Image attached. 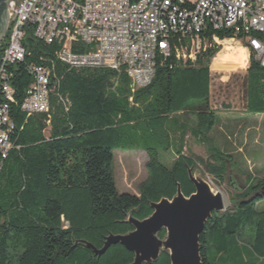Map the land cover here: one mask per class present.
<instances>
[{
	"label": "trees",
	"instance_id": "obj_1",
	"mask_svg": "<svg viewBox=\"0 0 264 264\" xmlns=\"http://www.w3.org/2000/svg\"><path fill=\"white\" fill-rule=\"evenodd\" d=\"M221 39L228 37L220 32ZM9 30L0 51L6 46ZM30 55L15 68L16 104L13 148L0 175V264H131L134 253L112 246L101 257L82 242L96 248L111 235L133 231L129 216L144 220L153 214L151 203L172 200L178 185L189 197L196 192L188 170L199 166L222 183L234 162L209 135L219 123L211 108L210 64L218 49H208L195 61H179L175 55L159 57L150 85L135 89L127 72L110 68H71L56 57V45L25 39ZM84 47H75L82 54ZM53 68L48 113L27 116L21 104L33 77L30 64ZM250 71H264L252 59ZM264 114V103L251 108ZM196 121L192 135L208 148L205 160L185 153L187 124ZM116 150H141L148 154V178L138 195L119 192L114 176ZM175 155L172 166L162 161ZM244 189L232 199L233 207L213 213L201 236L202 258L211 264L208 247L214 239L245 238L258 258L264 259V178H247ZM166 231L159 234L164 239ZM227 251L220 246L218 253ZM154 264H171L162 252Z\"/></svg>",
	"mask_w": 264,
	"mask_h": 264
},
{
	"label": "built area",
	"instance_id": "obj_2",
	"mask_svg": "<svg viewBox=\"0 0 264 264\" xmlns=\"http://www.w3.org/2000/svg\"><path fill=\"white\" fill-rule=\"evenodd\" d=\"M9 38L0 51V175L13 148L15 68L30 55L27 35L56 45L71 68L124 69L135 89L151 84L159 57L195 61L208 49L245 53L264 70V0H12ZM228 35L221 39L218 33ZM84 47L82 54L74 48ZM33 83L21 104L27 116L51 108L53 68L27 65Z\"/></svg>",
	"mask_w": 264,
	"mask_h": 264
},
{
	"label": "rangeland",
	"instance_id": "obj_3",
	"mask_svg": "<svg viewBox=\"0 0 264 264\" xmlns=\"http://www.w3.org/2000/svg\"><path fill=\"white\" fill-rule=\"evenodd\" d=\"M242 52L240 50L237 54H232L229 50L222 49L210 64L212 76L210 105L219 114V123L211 137L214 141L216 140L218 145H222L224 138L228 140V137H231V140L228 141H231L232 151L233 148L235 149L234 145L240 146L244 141V123L239 118L244 117L243 115L246 113L244 79L249 68ZM181 117L187 119V117ZM253 117L254 128L250 132V144L242 147V153L246 159L240 167L242 172L249 171L256 175L259 165L264 164V115ZM187 143V148L194 147V140L190 135ZM213 143L211 141V144ZM114 155V176L119 192L138 195L139 186L148 178V154L141 150H116ZM199 156L205 159L209 157L207 146H201ZM174 159L175 155L172 153L162 156V161L167 166H172ZM195 174L200 175L208 182L215 192L222 193L227 210L233 207L232 199L245 186L246 178L231 168L222 183L211 176L203 166H199ZM257 208L263 210L264 201L258 203ZM225 244L227 251L220 255L218 248ZM208 255L211 264H264V259L255 255L245 238L234 236H230L226 240L214 237L208 247Z\"/></svg>",
	"mask_w": 264,
	"mask_h": 264
},
{
	"label": "water",
	"instance_id": "obj_4",
	"mask_svg": "<svg viewBox=\"0 0 264 264\" xmlns=\"http://www.w3.org/2000/svg\"><path fill=\"white\" fill-rule=\"evenodd\" d=\"M12 0H0V47L8 31V8ZM196 192L187 197L178 185L177 195L169 200L151 203L153 214L138 220L129 216L133 231L123 235H109L101 249L82 242L87 249L101 257L112 246L122 245L134 253L131 264H154L162 252L170 255L171 264H205L202 258L201 236L213 213L227 211L226 201L200 175L188 170ZM166 231L164 239L159 234Z\"/></svg>",
	"mask_w": 264,
	"mask_h": 264
},
{
	"label": "crops",
	"instance_id": "obj_5",
	"mask_svg": "<svg viewBox=\"0 0 264 264\" xmlns=\"http://www.w3.org/2000/svg\"><path fill=\"white\" fill-rule=\"evenodd\" d=\"M245 90H246V113L243 115L244 117L239 118L242 119V123H244V129L247 130L245 132L244 130V141L241 143V145L235 146V149L233 148V151L231 150L232 147L230 145V142L228 140H231V137H228V140L226 138L223 139L222 141V145H218L216 143V140L214 141L212 139L211 136H213V133L215 132L216 128L214 129V131L209 135V139L214 142V144L219 147L225 154L230 155L233 157V163L231 164V166L229 168L234 169L239 175H242L245 179V186L250 183L248 181V177L250 179V177L252 178H264V164H260L259 168L257 169L258 174H251L249 171L247 172H242V169L240 167V165L242 163H244V160L246 159V157L243 155L242 153V147L247 146L250 144V132L251 130H253L254 126V122H253V116L256 115H264V114H256L254 113L252 110H250V106L251 108L257 107V104L262 101L264 103V71H258V70H247L246 71V75H245ZM218 114V113H217ZM219 116V114H218ZM252 120V121H251ZM245 121V122H244ZM181 123L187 124L188 126V134L186 136V147H185V153L189 154V155H194L196 157L205 159L203 157L199 156V150L201 149V146H207L200 138H195L192 135V132H195V127H196V121L194 118H184V121H182ZM238 123H240L238 121ZM248 123V124H246ZM231 132V131H230ZM189 135L191 136V138H193L194 140V147L191 148H187V139L189 137ZM224 137V136H223ZM187 151V152H186ZM207 152H208V148H207ZM209 154V152H208ZM236 154V155H235ZM238 156V157H236ZM239 160H238V159ZM209 159L206 158L205 160ZM238 161V162H237ZM244 186V187H245Z\"/></svg>",
	"mask_w": 264,
	"mask_h": 264
},
{
	"label": "flooded vegetation",
	"instance_id": "obj_6",
	"mask_svg": "<svg viewBox=\"0 0 264 264\" xmlns=\"http://www.w3.org/2000/svg\"><path fill=\"white\" fill-rule=\"evenodd\" d=\"M8 30H9V26H8ZM6 33H7V32H6ZM5 37H6V34H5ZM5 37H4V39H5ZM4 39H3V41H4ZM3 41H2V42H3ZM1 45H2V43H1Z\"/></svg>",
	"mask_w": 264,
	"mask_h": 264
},
{
	"label": "bare ground",
	"instance_id": "obj_7",
	"mask_svg": "<svg viewBox=\"0 0 264 264\" xmlns=\"http://www.w3.org/2000/svg\"><path fill=\"white\" fill-rule=\"evenodd\" d=\"M244 55H245V53L244 52H242Z\"/></svg>",
	"mask_w": 264,
	"mask_h": 264
}]
</instances>
